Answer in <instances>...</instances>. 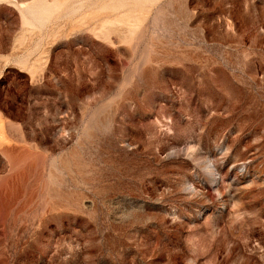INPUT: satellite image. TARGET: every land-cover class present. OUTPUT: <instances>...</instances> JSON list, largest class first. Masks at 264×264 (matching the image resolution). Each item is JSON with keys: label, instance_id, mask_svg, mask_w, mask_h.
Here are the masks:
<instances>
[{"label": "rangeland", "instance_id": "obj_1", "mask_svg": "<svg viewBox=\"0 0 264 264\" xmlns=\"http://www.w3.org/2000/svg\"><path fill=\"white\" fill-rule=\"evenodd\" d=\"M0 264H264V0H0Z\"/></svg>", "mask_w": 264, "mask_h": 264}]
</instances>
